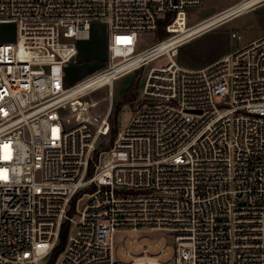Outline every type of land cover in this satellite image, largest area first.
<instances>
[{"label": "built area", "instance_id": "1", "mask_svg": "<svg viewBox=\"0 0 264 264\" xmlns=\"http://www.w3.org/2000/svg\"><path fill=\"white\" fill-rule=\"evenodd\" d=\"M203 1L0 0V264H124L114 234L141 230L174 234V264H264V35L201 68L173 58L264 0L189 25L188 8ZM96 22L109 31L105 66L66 85L65 66ZM159 28L168 35L138 50ZM163 55L170 61L149 70L126 127L100 148L115 81ZM102 87L104 113L78 108ZM160 244L143 243L127 264H164L148 254Z\"/></svg>", "mask_w": 264, "mask_h": 264}, {"label": "rangeland", "instance_id": "2", "mask_svg": "<svg viewBox=\"0 0 264 264\" xmlns=\"http://www.w3.org/2000/svg\"><path fill=\"white\" fill-rule=\"evenodd\" d=\"M238 1L239 0H204L200 6L188 8V24L193 25ZM12 30L13 32L6 40H15L16 29L12 28ZM232 31L240 33L242 38H232ZM167 35L168 34L162 28L156 32H147L140 35L138 50L145 49ZM262 35H264V2L213 29L193 37L180 46L178 53L173 55V58L183 67L194 69L201 68L219 59L224 54L246 45ZM108 36L109 31L105 24L100 22L93 24L91 38L78 42L76 60L67 63L65 66L66 85H73L80 82L103 69L107 57ZM169 61L168 55H163L150 61L138 71L135 70L136 72L133 71L115 81L113 87V108H115V110L114 116L113 114L111 116V120L114 124L113 120H115V112H117V122H115L114 125L117 133L113 134L111 132L108 137L102 138L99 145L100 148H107L113 144L118 133L126 127L132 115L133 102H125L126 91L132 88L133 92H136V97L139 96L144 87L149 70L152 67L166 65ZM132 85L134 89L131 87ZM131 94L129 97H131ZM79 100L81 104L76 103L78 108L85 106L87 103V105H91L89 113H104L110 102V92L107 87H102L84 95L79 98ZM75 229L76 227L73 226L70 234L74 233ZM157 240L161 242L159 248L153 249L150 247L148 254L158 257L164 264H174L177 246L175 236L171 232L162 230H141L133 234H130L128 231H117L114 234V255L118 260L127 264L133 258L145 254L141 247L143 243L147 242L151 246V244ZM132 242H136L140 246L135 248ZM164 249L170 250V254L166 257L161 256ZM123 250L130 251V259H126L122 255Z\"/></svg>", "mask_w": 264, "mask_h": 264}, {"label": "trees", "instance_id": "3", "mask_svg": "<svg viewBox=\"0 0 264 264\" xmlns=\"http://www.w3.org/2000/svg\"><path fill=\"white\" fill-rule=\"evenodd\" d=\"M160 29V28H159ZM139 70V69H138ZM137 70V71H138ZM136 72V71H135ZM131 87H133V89H134V86L132 85ZM132 93V94H131ZM131 94V97H129V95ZM133 95V96H132ZM135 97H136V92H133V90H132V88H130V89H128L127 91H126V94H125V102H133V100L135 99ZM119 106H120V104H119ZM114 110H115V108H113V111H112V114H113V116H114ZM116 117H117V112H115V120H113L114 121V124H113V122H112V133L113 134H116L117 133V130H116V128H115V122H117L116 121ZM72 211H73V209H72ZM69 229H70V222L69 221H67L66 223H64L63 224V226H62V229H61V234H60V243H59V245L57 246V248L55 249V251H54V253H53V256H52V260H55V258L57 257V255L59 254V252L63 249V247L65 246V243H66V241H67V238H68V233H69Z\"/></svg>", "mask_w": 264, "mask_h": 264}, {"label": "bare ground", "instance_id": "4", "mask_svg": "<svg viewBox=\"0 0 264 264\" xmlns=\"http://www.w3.org/2000/svg\"><path fill=\"white\" fill-rule=\"evenodd\" d=\"M253 1H256V0H251V1L247 2V4H250ZM247 4L235 5V6L231 7V8H229V9H225L224 12H222L223 14H221V15L227 16V15L231 14V12L235 11L238 8H244V6L247 5ZM212 21H213V18H208V19L204 20L202 24L195 25V26L191 27L189 29L188 33L189 34H193V33L197 32L198 30H200L202 28V26L211 24ZM77 89H80V88H77ZM75 91H77V90H75ZM85 105H86L87 108L86 109L82 108V109L85 110L86 112H88V108H90L91 105H87V103Z\"/></svg>", "mask_w": 264, "mask_h": 264}, {"label": "crops", "instance_id": "5", "mask_svg": "<svg viewBox=\"0 0 264 264\" xmlns=\"http://www.w3.org/2000/svg\"><path fill=\"white\" fill-rule=\"evenodd\" d=\"M205 32H206V31H205ZM190 40H191V39H190ZM188 41H189V40H188ZM188 41H186V42H188ZM186 42H185V43H186ZM185 43H183V44H185ZM179 48H180V45H179L178 48H177V53H178V49H179ZM177 53H176V54H177ZM211 63H212V62H211ZM209 64H210V63H209Z\"/></svg>", "mask_w": 264, "mask_h": 264}, {"label": "water", "instance_id": "6", "mask_svg": "<svg viewBox=\"0 0 264 264\" xmlns=\"http://www.w3.org/2000/svg\"><path fill=\"white\" fill-rule=\"evenodd\" d=\"M73 60H74V58H73Z\"/></svg>", "mask_w": 264, "mask_h": 264}]
</instances>
